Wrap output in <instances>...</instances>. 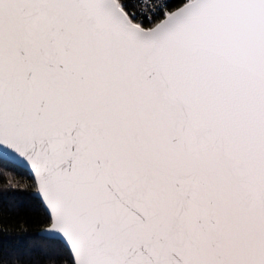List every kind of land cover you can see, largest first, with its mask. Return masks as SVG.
<instances>
[{"label": "snow or ice", "instance_id": "snow-or-ice-1", "mask_svg": "<svg viewBox=\"0 0 264 264\" xmlns=\"http://www.w3.org/2000/svg\"><path fill=\"white\" fill-rule=\"evenodd\" d=\"M25 197L0 264H264V0H0V238Z\"/></svg>", "mask_w": 264, "mask_h": 264}, {"label": "trees", "instance_id": "trees-1", "mask_svg": "<svg viewBox=\"0 0 264 264\" xmlns=\"http://www.w3.org/2000/svg\"><path fill=\"white\" fill-rule=\"evenodd\" d=\"M180 2L181 0L169 1L173 6ZM15 203L17 208H14L11 214L6 215L4 219V224L7 225V234L0 238V252L7 255L12 250L27 251L34 261H42L43 254L38 246L39 241L35 239L36 233L40 230L39 221L42 217L37 215L34 202L29 197L17 200ZM0 211L5 213L9 211L7 199L3 201ZM0 227L3 226L0 225Z\"/></svg>", "mask_w": 264, "mask_h": 264}, {"label": "built area", "instance_id": "built-area-1", "mask_svg": "<svg viewBox=\"0 0 264 264\" xmlns=\"http://www.w3.org/2000/svg\"><path fill=\"white\" fill-rule=\"evenodd\" d=\"M170 1V0H169Z\"/></svg>", "mask_w": 264, "mask_h": 264}]
</instances>
